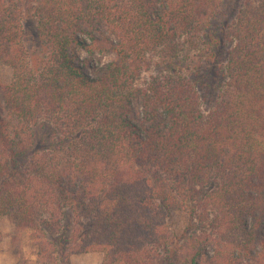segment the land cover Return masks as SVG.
Wrapping results in <instances>:
<instances>
[{"label": "trees", "instance_id": "1", "mask_svg": "<svg viewBox=\"0 0 264 264\" xmlns=\"http://www.w3.org/2000/svg\"><path fill=\"white\" fill-rule=\"evenodd\" d=\"M227 5L0 0V217L40 261L264 264V0Z\"/></svg>", "mask_w": 264, "mask_h": 264}, {"label": "rangeland", "instance_id": "2", "mask_svg": "<svg viewBox=\"0 0 264 264\" xmlns=\"http://www.w3.org/2000/svg\"><path fill=\"white\" fill-rule=\"evenodd\" d=\"M228 5L221 11L220 17L215 21L213 30L220 34L224 32L226 26L230 24L236 14L237 7L244 0H227ZM26 43L30 51L34 54V59H41L45 53V47L41 43L35 21L28 17L26 20ZM85 56V52H82ZM113 54L103 57L104 61L113 58ZM12 79V69L0 63V80L9 82ZM188 225H190V214L183 207H176L173 210L172 227L179 235H182ZM0 228L4 238L0 243V264H52L40 261L36 254V248L31 240L30 230H15L14 219L11 215L0 217ZM104 254L99 251L73 253L70 257V264H102Z\"/></svg>", "mask_w": 264, "mask_h": 264}]
</instances>
